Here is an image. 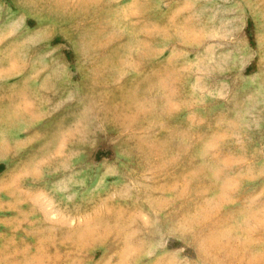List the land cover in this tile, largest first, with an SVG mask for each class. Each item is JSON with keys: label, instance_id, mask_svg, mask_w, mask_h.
<instances>
[{"label": "rangeland", "instance_id": "obj_1", "mask_svg": "<svg viewBox=\"0 0 264 264\" xmlns=\"http://www.w3.org/2000/svg\"><path fill=\"white\" fill-rule=\"evenodd\" d=\"M0 264H264V0H0Z\"/></svg>", "mask_w": 264, "mask_h": 264}]
</instances>
